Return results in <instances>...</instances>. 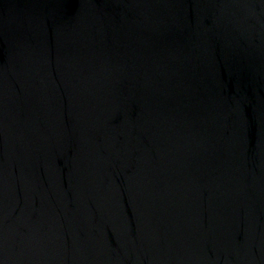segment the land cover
Listing matches in <instances>:
<instances>
[{"label":"water","instance_id":"1","mask_svg":"<svg viewBox=\"0 0 264 264\" xmlns=\"http://www.w3.org/2000/svg\"><path fill=\"white\" fill-rule=\"evenodd\" d=\"M0 264H264V0H0Z\"/></svg>","mask_w":264,"mask_h":264}]
</instances>
